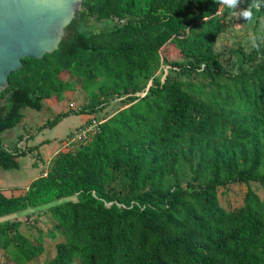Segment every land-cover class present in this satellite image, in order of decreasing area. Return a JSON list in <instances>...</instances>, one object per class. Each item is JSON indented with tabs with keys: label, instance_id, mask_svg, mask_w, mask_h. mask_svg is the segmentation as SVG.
I'll return each mask as SVG.
<instances>
[{
	"label": "trees",
	"instance_id": "trees-1",
	"mask_svg": "<svg viewBox=\"0 0 264 264\" xmlns=\"http://www.w3.org/2000/svg\"><path fill=\"white\" fill-rule=\"evenodd\" d=\"M219 7L83 0L65 51L25 58L9 75L0 92L3 170L18 167L19 153L4 149L1 136L22 109L75 90L61 74L86 87L102 83L89 104L45 127L95 114L111 97L123 102L77 148L58 152L22 195L0 190V218L56 202L48 213L63 240L43 264H264V199L250 188L235 208L218 199L229 185H264V34L256 35L259 49L231 50L237 69L226 70L215 44L232 10ZM253 11L256 27L264 7ZM89 18L115 24L88 31ZM27 217L0 221V248L19 264L45 251L41 236L33 245L20 232Z\"/></svg>",
	"mask_w": 264,
	"mask_h": 264
},
{
	"label": "rangeland",
	"instance_id": "rangeland-1",
	"mask_svg": "<svg viewBox=\"0 0 264 264\" xmlns=\"http://www.w3.org/2000/svg\"><path fill=\"white\" fill-rule=\"evenodd\" d=\"M241 9H244L243 0L226 19L228 24L225 31L217 38L215 44V51L221 55V63L226 70L234 73L237 69V57L231 53V50L235 47H242L245 51H249L252 45L251 38L264 34V19L261 18L259 24L255 27L253 20L246 22L238 16ZM114 24L113 20L97 21L94 18H89L85 29L98 32L109 30ZM61 77L65 81L68 80L74 83L75 90L73 92L63 96L60 100L51 98L43 101L40 110L28 107L22 109V120L13 128L2 133V147L8 151L19 153L16 169H0V189L7 197L22 195L25 187L40 176L42 164L47 167L59 151L68 149L66 142L74 130L84 128L88 122L91 124L93 121L96 123L103 121L123 107V102L120 101L122 98L111 97L106 107L99 109L95 114L72 113L63 117L56 125L45 127V123L58 114L69 110H78L89 104L93 95L97 94V87L102 83V80H99L96 86L86 87L76 77L64 73L61 74ZM75 147L73 146L70 149L73 150ZM248 188L252 189L260 199H264V185L258 183H250L249 185L233 184L219 189L218 199L221 206L227 210L237 207L243 200ZM70 200H75V198L72 197ZM54 204L56 202L29 208L23 212L0 218V221L13 219L24 221L27 220V216L33 218L26 224H24L25 222L22 223L20 232L33 245H38L37 238L41 236L45 251L26 264H43L52 259L55 254L56 243L63 240V236L54 231L53 225L55 222L48 213V208ZM35 218L36 220H34ZM52 232H55L54 238H51ZM0 264L19 263L15 261L13 251H5L0 248Z\"/></svg>",
	"mask_w": 264,
	"mask_h": 264
},
{
	"label": "water",
	"instance_id": "water-1",
	"mask_svg": "<svg viewBox=\"0 0 264 264\" xmlns=\"http://www.w3.org/2000/svg\"><path fill=\"white\" fill-rule=\"evenodd\" d=\"M82 1L0 0V92L23 59L65 51Z\"/></svg>",
	"mask_w": 264,
	"mask_h": 264
},
{
	"label": "clouds",
	"instance_id": "clouds-1",
	"mask_svg": "<svg viewBox=\"0 0 264 264\" xmlns=\"http://www.w3.org/2000/svg\"><path fill=\"white\" fill-rule=\"evenodd\" d=\"M215 2L220 6L219 8H228L230 10L237 9L241 0H215ZM264 7V0H251L247 8L241 9L238 12V16L242 17L246 22H251L254 19V11L259 10ZM210 16H204L203 19H210ZM257 37L253 36L251 38L252 46L259 49V44L257 43Z\"/></svg>",
	"mask_w": 264,
	"mask_h": 264
},
{
	"label": "built area",
	"instance_id": "built-area-1",
	"mask_svg": "<svg viewBox=\"0 0 264 264\" xmlns=\"http://www.w3.org/2000/svg\"><path fill=\"white\" fill-rule=\"evenodd\" d=\"M98 126V123L92 122L90 125L85 126L82 129L74 130L73 133L68 137L66 146L73 147L75 144L79 142H83L90 133H93Z\"/></svg>",
	"mask_w": 264,
	"mask_h": 264
},
{
	"label": "crops",
	"instance_id": "crops-1",
	"mask_svg": "<svg viewBox=\"0 0 264 264\" xmlns=\"http://www.w3.org/2000/svg\"><path fill=\"white\" fill-rule=\"evenodd\" d=\"M62 151H64V150H62ZM59 152H60V151H59ZM48 166H49V165H47V167H46V166H44V164H42V167H41V168H42V172H41L40 176H42V175L47 171ZM40 176H39V177H40ZM31 182H32V181H31ZM31 182H30V183H31ZM30 183H29V184H30ZM29 184H28V185H29ZM27 188H28V186L25 187L24 191H25ZM0 190H1V189H0ZM1 192H2V190H1ZM12 197H13V196H12ZM14 197H15V196H14ZM6 217H7V216H6Z\"/></svg>",
	"mask_w": 264,
	"mask_h": 264
}]
</instances>
